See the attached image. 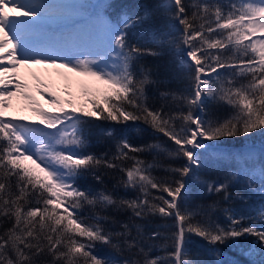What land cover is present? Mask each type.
I'll list each match as a JSON object with an SVG mask.
<instances>
[{
	"label": "snow or ice",
	"instance_id": "6c2138e0",
	"mask_svg": "<svg viewBox=\"0 0 264 264\" xmlns=\"http://www.w3.org/2000/svg\"><path fill=\"white\" fill-rule=\"evenodd\" d=\"M113 7L110 2L0 0V64L5 65L0 67V264H118L114 257L99 255L97 243L127 253L120 264H207L186 247V239L193 235L212 246L240 248V238L249 236L264 245V208L259 209V221L252 219L247 225L233 209H224L227 223L221 224L212 219L216 204L190 199L193 193L185 180L206 166L213 150L218 161L231 159L238 166L222 182H202L201 191L222 194L223 201L245 199L230 191L235 182L264 196V150L257 158L251 149L224 152L205 142L257 132L264 136V0H161L141 12L123 9L111 17ZM83 8L92 9L95 30L44 41L45 29L70 20L73 10ZM162 14L169 23L149 31L153 47L140 43L143 33L132 42L141 25ZM82 47L90 50L79 51ZM172 49L186 56L180 63L193 83L179 91L160 92L174 105V110L165 111L163 104L155 108L148 103L147 87L159 81L142 60ZM21 65L65 68L105 88L90 101L91 109L73 107L69 100L68 111L54 93L38 87L56 106V112H48L27 90L28 84L17 78ZM16 95L29 102L38 121L6 117ZM210 103L230 111L205 118L201 113L207 115ZM96 120L117 124L142 120L172 143L135 146L108 127L101 132L116 140V153L111 158L97 156L88 151L89 131ZM146 151L154 154L152 162L130 155ZM161 155L186 160L180 167L165 168L179 179L168 182L153 176V169L164 167L157 159ZM127 160L133 161L131 166H124ZM109 169L122 173L117 183L135 192L134 198L77 183L91 176L103 184V172ZM152 190L169 198L154 196ZM85 208L88 217L80 214ZM109 212L128 216L120 221ZM157 216L173 219L170 236L158 228L149 230L151 218ZM158 239L166 241L161 246L165 249L171 241L172 250L152 255ZM251 250L249 244L244 252ZM209 251L215 264H236L218 248ZM260 252L264 255V247Z\"/></svg>",
	"mask_w": 264,
	"mask_h": 264
},
{
	"label": "trees",
	"instance_id": "16d2710c",
	"mask_svg": "<svg viewBox=\"0 0 264 264\" xmlns=\"http://www.w3.org/2000/svg\"><path fill=\"white\" fill-rule=\"evenodd\" d=\"M112 3L113 9H111V14L115 17L121 10L127 9L129 11L141 12L144 6H156L161 2V0H102V3ZM187 3L188 0H185ZM169 23L168 17L166 15H158L154 17L151 21L141 25L136 30V35L133 37L132 42L136 43L140 40L141 33L144 34V39L140 40V43L145 47H153L149 42L150 37L148 36L149 31L152 28H159L166 26ZM186 56L182 52H176L175 49L171 51L165 50L160 56H145L142 63L152 70L153 79L159 81L158 84L149 85L147 87L148 103L155 107L160 108L163 104L165 105V111L174 110V105L168 101H165L160 97V92L164 91H179L188 88L193 83L189 74L188 69L181 65L180 61L185 60ZM131 110V109H130ZM230 109L227 106H217L215 104H209L206 108V113H201L202 116L207 118L208 116H220L223 117L229 113ZM96 127H93L89 131V145L88 151L94 153L97 156L106 154L107 157L111 158L116 153V140L105 137L101 129L111 127L115 130L116 136L123 135L126 136L129 142L135 146L146 145L149 143H160V144H171L167 137L163 134L155 133L153 130L141 121H128L125 123H115L112 121L96 120ZM209 144H215L220 146V151L224 152H246L249 149L253 150L256 157L258 158L261 151L264 150V136L259 132L250 134L248 137H234V138H223L220 141H207ZM199 151V150H198ZM130 155H136L139 159L145 160L146 162H152L154 154L151 152L142 153H130ZM211 160L206 164V166L201 167L197 170L196 175L190 178H185L186 183L190 186L193 193V197L190 199L195 200V202L203 205L216 204V210L212 216L213 220L221 224L227 223V214L223 211L224 209L231 208L238 215L243 216L245 219L243 223L246 225L251 223L252 219L259 221V209L264 208V196L258 194L254 189H246L235 182L230 187V191L235 197L237 193L240 196L245 197V199H232L230 201L221 200V195H216L214 193H208L206 191H201L202 182H222L225 180L230 173L235 171L238 166L237 161L231 159H225L218 161L213 154V150H210ZM157 159L163 164L164 167H157L153 169V176L158 180H167L171 182L174 179H179L178 174H173L170 171H165V168L169 165L171 167H180L186 162L185 159L170 160L165 155L157 157ZM133 161H124V166H131ZM122 173L113 170H104L103 172V184H98L91 176L83 177L78 180V185L84 188H90L93 191H102L108 189L110 191L114 190V194L119 197L124 198H134L136 195L132 190H126L122 186L118 185V180L120 179ZM154 196L163 195L167 197V193L159 192L157 190H152ZM81 215L88 217L90 212L87 208L81 210ZM109 216L116 220L124 221L127 219V213H107ZM251 218V219H250ZM111 224V221H109ZM5 227L7 225H4ZM159 229L165 236H170L172 231H174V221L172 218H160L152 217L149 230ZM241 247L236 248L231 245H209L201 238L196 236H191L190 241L186 239V247L189 249L190 253H199L200 257L207 262V264H215V257L209 251L211 248L215 247L220 249L228 260L236 261V264H260L264 261V255L261 254L260 249L264 247L257 242L255 237L240 238ZM157 247L153 249L152 255H165L166 251H171V241H167L168 247L165 249L161 247L165 245L166 241L164 239H158L155 241ZM251 244L252 250L250 252H244V249ZM95 251L101 256L114 257L118 264L128 257L127 253H118L109 246L97 243Z\"/></svg>",
	"mask_w": 264,
	"mask_h": 264
},
{
	"label": "rangeland",
	"instance_id": "374dc122",
	"mask_svg": "<svg viewBox=\"0 0 264 264\" xmlns=\"http://www.w3.org/2000/svg\"><path fill=\"white\" fill-rule=\"evenodd\" d=\"M86 2L92 3L96 0H53V2ZM79 12H82L80 9H75L71 13L70 20L64 22L69 27L73 23L71 21L72 18L76 19L79 17ZM29 17H18V19H28ZM72 19V20H74ZM86 19H88L86 17ZM69 27H65L60 29L58 32H54L51 29H48L45 32L44 39L49 40V43H53L56 41H62L68 34L76 35L80 33H87L90 30H95L96 23L95 18L93 20L92 25L82 26L83 28H71L72 30H68ZM74 29V30H73ZM53 33V35L46 36L47 34ZM53 40V41H52ZM52 41V42H51ZM87 47H82L79 51H88ZM82 58V57H81ZM63 61H58V63H62ZM25 72L24 76H22V80L24 83L28 84V91L35 98V100L39 103V106L44 108L48 112L57 111L56 106L50 104L48 101L50 96L41 95L37 88L40 87L42 91L46 93H54L56 97L63 103L64 108H71L66 103L67 101H72V106L77 108H85L91 109L92 105L90 101L97 97L100 92L105 88L104 85L100 84L98 81L93 80L90 77L79 75L76 72H71L65 68H54V67H44L42 65H30L19 67L18 73ZM45 80V81H44ZM39 82H42L40 84ZM48 83L51 84V88ZM43 85H46L45 89ZM88 93L87 95L85 93ZM11 106L7 112L5 113L6 117H23L24 122L31 123L32 121H38L37 115L32 111L29 106V102L24 100L21 96L16 95L11 100ZM25 106V107H24ZM28 107V108H27ZM22 121V122H23ZM35 158V157H34Z\"/></svg>",
	"mask_w": 264,
	"mask_h": 264
}]
</instances>
